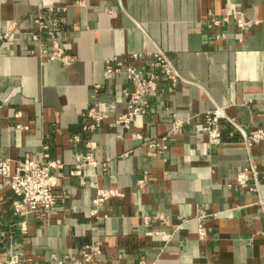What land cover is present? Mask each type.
Listing matches in <instances>:
<instances>
[{"label": "crops", "instance_id": "obj_1", "mask_svg": "<svg viewBox=\"0 0 264 264\" xmlns=\"http://www.w3.org/2000/svg\"><path fill=\"white\" fill-rule=\"evenodd\" d=\"M223 9L257 23L209 28L211 14ZM38 16L75 56L72 65L35 48ZM221 32L226 37L216 39ZM155 52L172 61L182 80L172 86L161 76L148 111L122 130L116 120L132 86L125 72L109 74L107 66L148 70ZM93 104L104 120L86 131L84 113ZM219 106L227 114L219 146L209 145L197 117L164 153L148 154L146 142L164 136L175 115ZM255 129H264V0H0V158L48 152L66 164L55 189L59 209L29 218L26 233L0 181V259L16 251L34 258L30 264H56L52 256L70 264L94 239L104 246L101 264H264V141L246 144ZM90 140L99 165L84 170L85 180L123 192L97 216L96 188L69 174ZM245 168L247 188L236 179ZM202 211L208 214L204 240Z\"/></svg>", "mask_w": 264, "mask_h": 264}, {"label": "built area", "instance_id": "obj_2", "mask_svg": "<svg viewBox=\"0 0 264 264\" xmlns=\"http://www.w3.org/2000/svg\"><path fill=\"white\" fill-rule=\"evenodd\" d=\"M234 21L241 29L250 28L257 22L251 19H245L237 13H232L228 9H223L218 14H211L207 25L209 28H220L225 24ZM36 30L31 35V41L40 54L50 57L61 62L64 66H70L75 62V56L66 51L62 46L54 28L38 16L35 19ZM7 36V34H5ZM224 32L217 33L216 39H224ZM35 52V49L32 50ZM134 58L143 57L142 54H134ZM148 70L139 69L136 66H124L122 62L109 64L107 72L121 73L125 72L132 86L131 89L125 90L127 97L126 110L120 114L116 123L122 130H130L135 118L145 114L150 108V96L159 88V78H166L172 86H175L182 80V76L172 63V61L163 53L155 52L149 54ZM100 86L95 87V93ZM94 96H96L94 94ZM86 119L90 122L84 126L87 131H94L100 128L104 116L97 110L96 104L89 106L84 113ZM226 107L219 106L214 110L202 114H196L187 118L174 116L172 125L167 133L159 140H148V154L154 152L164 153L169 148V142L181 134L187 125L194 118H202L203 132L208 136V143L212 147L219 146L222 143V131L219 123L226 118ZM19 129H27V126L17 125ZM133 138H142L140 134L132 133ZM77 143L81 142L80 136H75ZM264 141V129H255L246 137V144L250 148L255 144ZM87 151L80 152L75 157V164L70 169L71 176L79 177L83 186L90 185L97 190V195L93 199L95 211L93 216H97V211L104 206L106 201L111 198L123 195L118 188H102L95 183H88L84 178V170L89 166H98L99 162L95 157L96 143L93 141L86 142ZM66 164L61 159L52 158L48 152H44L40 158L13 159L10 157L0 158V181L2 187L8 190L12 196V211L17 220V225L24 233L27 232V222L34 215L47 214L59 209V199L55 193L59 179L65 173ZM250 169L245 168L237 174V183L243 188L249 187ZM146 181L139 182L140 188H144ZM5 196L0 194V207ZM208 214L204 211L197 217L198 234L201 240L208 236V231L204 226V220ZM155 220L166 222L167 219L162 215L155 216ZM104 255V246L101 241L85 246L79 256H72L70 264H101ZM35 259L24 256L23 254L11 251L8 255L0 259V264H30ZM51 263L65 264L63 260L52 256ZM140 264H145L140 262ZM152 264H160L154 262ZM179 264V263H175Z\"/></svg>", "mask_w": 264, "mask_h": 264}, {"label": "trees", "instance_id": "obj_3", "mask_svg": "<svg viewBox=\"0 0 264 264\" xmlns=\"http://www.w3.org/2000/svg\"><path fill=\"white\" fill-rule=\"evenodd\" d=\"M94 242H95V240L92 239V240L89 242V244H93Z\"/></svg>", "mask_w": 264, "mask_h": 264}]
</instances>
